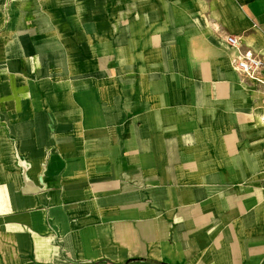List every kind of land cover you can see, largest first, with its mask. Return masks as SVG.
<instances>
[{"label":"crops","instance_id":"0c3cea01","mask_svg":"<svg viewBox=\"0 0 264 264\" xmlns=\"http://www.w3.org/2000/svg\"><path fill=\"white\" fill-rule=\"evenodd\" d=\"M178 1L264 64V0ZM161 26V0H0V264H264V111L226 118Z\"/></svg>","mask_w":264,"mask_h":264},{"label":"rangeland","instance_id":"374dc122","mask_svg":"<svg viewBox=\"0 0 264 264\" xmlns=\"http://www.w3.org/2000/svg\"><path fill=\"white\" fill-rule=\"evenodd\" d=\"M200 1V0H199ZM162 2V26H161V35L157 36L161 38V43L163 44L162 48L168 46L169 49L162 51L163 55L165 52L168 53L172 50L174 53L180 54L182 51L190 53L193 58L192 63L193 67L198 69L200 78L205 84H212L219 82L223 84V90L225 91V96L227 97L228 102L225 107V117L229 118L231 116L236 117H246L248 115L254 114V108L261 111H264V105L259 103L253 105L248 103V98L245 94L235 93L236 103H234L235 98L231 96L234 95V89L236 86H240L243 89L250 88L252 86H258L256 82H253L251 79L247 78L244 74L238 72L236 69V63L234 62L236 58L232 59H221L219 52L225 56L232 55L236 48L228 46L226 43L227 35L221 33L219 30H212V28L204 27L201 23V11L200 5L195 3L187 11H171L170 0H161ZM180 3V0L178 1ZM182 7H179L180 10ZM171 17L179 20V24H184L185 26L178 27H169L166 26ZM187 20V22L185 21ZM196 34L200 36L196 38ZM168 43V44H166ZM170 46V47H169ZM242 46V45H241ZM241 49V47L239 48ZM169 50V51H168ZM244 53V52H243ZM238 57V56H236ZM225 69L226 80H222L219 73H222L219 70ZM225 81V83H223ZM256 83V84H255ZM257 88V87H256ZM255 88V89H256ZM213 94V93H211ZM218 94L217 92L214 93ZM223 95V92L219 93ZM262 97L263 94H262ZM254 100V98H253ZM233 101V102H231ZM252 102V99H251ZM240 104L234 109L233 104ZM217 105L216 102L211 103ZM212 105V106H213ZM257 125V131L262 133L264 132V122H259ZM246 144V143H245ZM258 148H264V139L257 141Z\"/></svg>","mask_w":264,"mask_h":264},{"label":"built area","instance_id":"2783aa9c","mask_svg":"<svg viewBox=\"0 0 264 264\" xmlns=\"http://www.w3.org/2000/svg\"><path fill=\"white\" fill-rule=\"evenodd\" d=\"M226 42L233 48L241 47V41L237 37L227 36ZM234 62L236 63V69L238 70V72L244 74L251 80L263 83L259 77V74L264 64L259 55H257L253 51H247L236 57Z\"/></svg>","mask_w":264,"mask_h":264},{"label":"bare ground","instance_id":"6f19581e","mask_svg":"<svg viewBox=\"0 0 264 264\" xmlns=\"http://www.w3.org/2000/svg\"><path fill=\"white\" fill-rule=\"evenodd\" d=\"M196 38H199L198 34H196ZM235 52L230 56L231 59L234 57L236 58V56H240L242 53L240 52V49L239 48H236L234 50ZM260 118V121L264 122V113L263 114H260V116H258Z\"/></svg>","mask_w":264,"mask_h":264}]
</instances>
